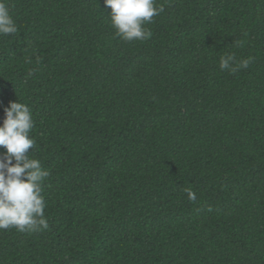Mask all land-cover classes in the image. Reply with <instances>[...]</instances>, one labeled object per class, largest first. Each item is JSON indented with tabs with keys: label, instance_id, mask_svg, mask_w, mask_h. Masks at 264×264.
Segmentation results:
<instances>
[{
	"label": "trees",
	"instance_id": "obj_1",
	"mask_svg": "<svg viewBox=\"0 0 264 264\" xmlns=\"http://www.w3.org/2000/svg\"><path fill=\"white\" fill-rule=\"evenodd\" d=\"M7 2L0 124L28 104L51 174L49 227L0 230V264H264V0H157L131 42L104 0Z\"/></svg>",
	"mask_w": 264,
	"mask_h": 264
},
{
	"label": "clouds",
	"instance_id": "obj_2",
	"mask_svg": "<svg viewBox=\"0 0 264 264\" xmlns=\"http://www.w3.org/2000/svg\"><path fill=\"white\" fill-rule=\"evenodd\" d=\"M111 9L110 23L116 35L124 41H146L152 32L146 25L164 11L157 0H104ZM19 31L7 0H0V37L13 36ZM242 46L241 41L236 42ZM253 57L237 60L235 53L226 52L220 57L219 68L236 73L247 69ZM5 118L0 124V146L6 149L0 156V230L15 228L19 232H39L49 227L45 215L44 183L50 171L34 158L29 149L35 148L31 132L35 126L30 106L11 101L5 107ZM188 199L197 197L185 189Z\"/></svg>",
	"mask_w": 264,
	"mask_h": 264
}]
</instances>
